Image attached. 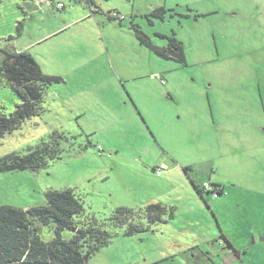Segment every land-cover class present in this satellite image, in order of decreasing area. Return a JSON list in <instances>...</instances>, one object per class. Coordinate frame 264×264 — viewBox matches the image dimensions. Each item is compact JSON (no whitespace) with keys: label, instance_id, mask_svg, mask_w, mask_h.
<instances>
[{"label":"rangeland","instance_id":"1","mask_svg":"<svg viewBox=\"0 0 264 264\" xmlns=\"http://www.w3.org/2000/svg\"><path fill=\"white\" fill-rule=\"evenodd\" d=\"M94 1L0 0L1 48L63 79L0 135V157L57 142L39 169L0 172V205H45L50 190L72 188L99 222L167 208L165 221L136 219L133 234L114 227L83 264H264V0ZM137 29L157 46L175 35L185 61ZM22 102L0 75V114ZM210 179L225 189L218 197L197 189ZM34 226L45 241L58 235L55 223Z\"/></svg>","mask_w":264,"mask_h":264},{"label":"trees","instance_id":"2","mask_svg":"<svg viewBox=\"0 0 264 264\" xmlns=\"http://www.w3.org/2000/svg\"><path fill=\"white\" fill-rule=\"evenodd\" d=\"M87 2L94 3L93 0ZM164 9L159 7L153 13L162 16ZM137 34L143 43H147L160 55L185 61L182 42L175 35L163 34L168 38V43L157 46L142 30L137 29ZM0 52V75H4L23 97V102L11 115L0 114V135H4L39 112L45 90L63 79L45 73L34 56L27 51H5L0 46ZM54 143L43 142L36 148H31L26 155L12 153L0 157V172L39 169L47 162V157L57 151L53 149L57 146ZM197 189L202 192L201 188ZM224 190L222 187L221 192ZM47 198L45 205L31 206L28 209L0 205V264H83L111 241L114 227L126 225V233L133 234L142 229L138 223H134L136 219L146 217L149 223H157L165 221L167 215L164 205L152 203L145 210L120 208L107 221L99 222L93 216L84 214L85 207L72 188L50 190ZM36 221L55 223L57 237L51 241L42 239L34 226ZM63 229L74 231V236L64 239L60 234Z\"/></svg>","mask_w":264,"mask_h":264},{"label":"built area","instance_id":"3","mask_svg":"<svg viewBox=\"0 0 264 264\" xmlns=\"http://www.w3.org/2000/svg\"><path fill=\"white\" fill-rule=\"evenodd\" d=\"M39 1H41V2H51V0H39ZM57 6H59V7H62V6H64V3H62V2H58L57 3ZM111 15V14H110ZM113 15V17H116V18H118V19H123V17L124 16H122V17H120V15H119V13H114V14H112ZM159 79H160V82L162 83V84H164L166 81H165V79H164V77L162 76V75H160L159 76ZM163 168H166V166L165 165H162V166H160L159 168H158V170H157V174L158 175H161L162 173H161V170L163 169ZM213 180H209V181H205L204 183H203V185H202V187H200L201 188V190H202V192L203 191H205V192H207V193H211L212 195H213V197H218L220 194H222V192H221V190H222V187L221 186H218V185H216L215 183H213L212 182Z\"/></svg>","mask_w":264,"mask_h":264},{"label":"crops","instance_id":"4","mask_svg":"<svg viewBox=\"0 0 264 264\" xmlns=\"http://www.w3.org/2000/svg\"><path fill=\"white\" fill-rule=\"evenodd\" d=\"M86 2H87V0H85ZM94 1V0H93ZM58 2H62V1H58ZM57 2V3H58ZM95 2V1H94ZM42 4H46L45 2H41ZM51 3V2H50ZM89 3V2H88ZM52 5H54L53 4V2H52ZM64 6H65V4H64ZM64 6H62V7H64ZM59 7V6H58ZM50 8V7H49ZM52 12V11H51ZM110 16V15H109ZM122 20H124V18L123 19H121V21ZM57 31V30H56ZM56 31H54V32H56ZM51 34V33H50ZM15 51H19V50H15ZM162 175V174H161ZM249 231V230H248ZM225 239L227 240V242H228V244L229 245H233V243L229 240V239H227V236L225 235ZM256 240H253L252 241V243H251V246L250 247H248L245 251H238V250H236V252H237V254L239 255V257H242V255H246V254H248V253H250L252 250H253V248H252V246L254 245V242H255ZM228 244H226V245H228ZM226 245L224 244L223 246H221L222 247V249L223 248H226ZM232 251V249H230V252Z\"/></svg>","mask_w":264,"mask_h":264},{"label":"water","instance_id":"5","mask_svg":"<svg viewBox=\"0 0 264 264\" xmlns=\"http://www.w3.org/2000/svg\"><path fill=\"white\" fill-rule=\"evenodd\" d=\"M0 58H1V52H0Z\"/></svg>","mask_w":264,"mask_h":264}]
</instances>
